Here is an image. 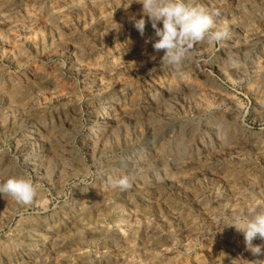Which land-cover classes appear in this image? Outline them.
<instances>
[{"label":"rangeland","instance_id":"1","mask_svg":"<svg viewBox=\"0 0 264 264\" xmlns=\"http://www.w3.org/2000/svg\"><path fill=\"white\" fill-rule=\"evenodd\" d=\"M131 2L0 0V181L30 178L38 192L30 205L0 198V264H212L213 248L224 264L256 259L224 226L264 208V156L252 145L264 141V82L255 79L264 69V0H195L219 11L211 30L227 26L230 38L196 44L180 69L160 65L164 50L147 42L155 30L147 16L143 36L136 30L141 5ZM224 124L229 139L210 160L202 149ZM240 125L252 141L239 140L238 150ZM124 175L132 187L112 192L110 179Z\"/></svg>","mask_w":264,"mask_h":264},{"label":"clouds","instance_id":"2","mask_svg":"<svg viewBox=\"0 0 264 264\" xmlns=\"http://www.w3.org/2000/svg\"><path fill=\"white\" fill-rule=\"evenodd\" d=\"M133 3L140 4L142 12V18L135 20L134 27L143 36L146 26L143 16H147L157 37L155 41L147 42H151L157 52L164 50L160 65L180 69L196 44L206 41L211 46L230 38L227 26L211 30L219 11L209 10L195 0H132L127 8ZM160 24L162 27H158ZM239 63L229 58L230 66L237 67ZM110 185L126 191L132 187V182L125 175L110 179ZM6 196L18 204L30 205L38 196L37 187L30 178L10 176L0 182V198ZM225 227L234 228L243 235L246 250L256 257L247 260L248 264H264V259H260L264 256V244L253 243L257 238L264 241V208H252L247 213L236 215Z\"/></svg>","mask_w":264,"mask_h":264},{"label":"bare ground","instance_id":"3","mask_svg":"<svg viewBox=\"0 0 264 264\" xmlns=\"http://www.w3.org/2000/svg\"><path fill=\"white\" fill-rule=\"evenodd\" d=\"M151 35H152V34H151ZM149 37H150V36H149ZM251 45H252V44H251ZM250 49H251V48H250ZM139 53H140V52H139ZM259 53H260V52H259ZM132 55H134V54H132ZM262 56H263V55H262ZM124 58H125V57H124ZM206 58H207V57H206ZM120 61H121V60H120ZM258 61H260V60H258ZM216 62H217V60H216ZM263 62H264V61H263ZM210 63H212V62H210ZM252 63H253V62H252ZM121 64H122V63H121ZM200 64H201V63H200ZM261 64H262V63H261ZM73 65H74V64H73ZM96 65H97V64H96ZM212 65H213V63H212ZM216 65H217V64H216ZM218 65H219V64H218ZM202 66H203V65H202ZM213 66H214V65H213ZM220 66H221V65H220ZM250 66H251V65H250ZM255 66H258V64L255 65ZM263 66H264V63H263ZM207 67H208V66H207ZM207 67L205 66V67H203V68H207ZM209 67H212V66H209ZM215 67H217V66H215ZM184 68H185V67H183V69H184ZM203 68H202V69H203ZM219 68H220V67H219ZM260 68H261V67H260ZM260 68L258 67L257 71H258V73H259V75H260L261 77L258 75V78H255V79H256V80L259 79V82H260V78H261V79H262L261 81L264 82V69H262V68L260 69ZM96 69H97V68H96ZM92 70H93V69H92ZM219 70H220V69H219ZM221 70H222V69H221ZM190 71H191V70H190ZM255 71H256V69H255ZM72 72H73V70H72ZM203 72H204V71H203ZM216 72H217V71H216ZM236 72H237V71H236ZM255 73H256V72H255ZM202 74H203V73H202ZM220 74H221V73H220ZM253 74H254V73H253ZM256 75H257V74H256ZM195 76L197 77V75H195ZM208 76H209V75H207V77H208ZM211 76H212V75H211ZM204 77H205V76H204ZM201 78H202V77H201ZM201 78H200V79H201ZM194 79H195V78H194ZM203 79H204V78H203ZM203 79H202V80H203ZM205 79H206V78H205ZM205 79H204V80H205ZM210 79H211V77H210ZM255 79H254V80H255ZM181 80H182V79H181ZM181 80H180V81H181ZM183 80H184V79H183ZM202 80H201V81H202ZM211 80H212V79H211ZM193 81H194V80H193ZM193 81H192V82H193ZM198 81H199V80H198ZM198 81H197V82H198ZM201 81H200V83H201ZM208 81H210V80H208ZM192 82H191V83H192ZM189 83H190V82H189ZM198 83H199V82H198ZM198 83H197V84H198ZM194 84H195V83H194ZM202 84H203V82H202ZM208 84H209V83H208ZM247 84H248V83H247ZM186 85H187V84H186ZM198 85H199V84H198ZM198 85H196L197 98H198V95H200V92L204 91V90L201 91V88H200V86L198 87ZM204 85H205V84H204ZM160 86H161V85H160ZM176 86H177V87H180V86H178V85H176ZM263 86H264V85H262V87H263ZM150 88H151V87H150ZM169 88H170V87H169ZM171 88H172V87H171ZM175 88H176V87H175ZM203 88H205V87H203ZM247 88H248V87H247ZM250 88H251V87H250ZM161 89H162V88H161ZM173 89H174V88H173ZM217 89H218V88H217ZM162 90H163V89H162ZM164 90H165V88H164ZM177 90H178V89H177ZM177 90H176V91H177ZM210 90H211V89H210ZM215 90H216V89H215ZM216 91H217V90H216ZM216 91H214V92H216ZM160 92H161V90H160ZM178 92H179V91H178ZM185 92H186V89H185ZM185 92H184V93H185ZM206 92H208V91H206ZM206 92H205V93H206ZM217 92H218V91H217ZM217 92H216V93H217ZM164 93H165V91H164ZM179 93H181V91H180ZM205 93H204V94H205ZM216 93H215V94H216ZM161 94H162V93H161ZM208 94H209V93H208ZM212 94H214V93H212ZM152 95H153V94H152ZM176 95H177V94H176ZM192 95H193V94H191V96H192ZM201 95H202V93H201ZM216 95H217V94H216ZM223 95H224V94H223ZM225 95H226V94H225ZM167 96L169 97V96H171V94H170V95H167ZM177 96H178V95H177ZM152 97H153V96H152ZM163 97H164V96H163ZM193 97L196 98V96H193ZM202 97H203V96H202ZM209 97H210V96H209ZM113 98H115V97H113ZM165 98L167 99L166 96H165ZM174 98H175V97H174ZM195 98H194V100H193L194 102L196 101ZM197 98H196V99H197ZM199 99H200V98H199ZM103 100H104V99H103ZM150 100H151V99H150ZM200 100H201V99H200ZM205 100H206V99H205ZM220 100H221V99H220ZM154 101H155V100H154ZM165 101H166V100H165ZM198 101H199V100H198ZM203 101H204V100H203ZM203 101H202V102H203ZM166 102H167V101H166ZM194 102H193V103H194ZM196 102H197V101H196ZM220 102H221V101H220ZM220 102H218V103H220ZM257 102H258V101H257ZM198 103H200V102H198ZM205 103H207V102H205ZM162 104H164V103H162ZM207 104H208V103H207ZM233 104H234V103H233ZM257 104H258V103H257ZM259 104H260V103H259ZM134 105H135V104H134ZM152 105H153V104H152ZM152 105H151V106H152ZM155 105H157V104H155ZM194 105H195V104H194ZM209 105H210V104H209ZM236 105H237V104H236ZM130 106H131V105H130ZM162 106H164V105H162ZM199 106H202V105L200 104ZM199 106H198V107H199ZM203 106H204V105H203ZM203 106H202V108H203ZM205 106H207V105L205 104ZM205 106H204V107H205ZM132 107H133V106H132ZM153 107H155V106H153ZM164 107H165V106H164ZM196 107H197V106L195 105V108H196ZM211 107H212V106H211ZM123 108H124V107H123ZM130 108H131V107H130ZM165 108H166V107H165ZM151 109H152V108H151ZM155 109H156V108H155ZM196 109H197V108H196ZM207 109H209V108H207ZM149 110H150V109H149ZM152 110H153V109H152ZM156 110H157V109H156ZM161 110H162V109H161ZM193 110H195V109H193ZM209 110H210V109H209ZM122 111H123V110H122ZM197 111H198V110H197ZM202 111H203V110H202ZM207 111H208V110H207ZM129 112H130V111H129ZM165 112H166V111H165ZM168 112H169V111H168ZM222 112H223V111H222ZM99 113H100V111H99ZM205 113H206V112H205ZM123 114H125V113H123ZM129 114H131V113H129ZM149 114H150V113H149ZM164 114H165V113H164ZM107 115H108V114H107ZM134 115H135V114H134ZM146 115H148V114H146ZM165 115H166V114H165ZM218 115H219V114H218ZM220 115H221V114H220ZM227 115H228V114H227ZM127 116H129V115L127 114ZM132 116H133V115H132ZM135 116H136V115H135ZM162 116H163V115H162ZM167 116H168V115H166L165 117H167ZM222 116H223V115H222ZM222 116H221V117H222ZM225 116H226V115H225ZM154 117H158V116H155V115H154ZM181 117H182V116H181ZM228 117H229V116H228ZM127 118H128V117H127ZM141 118H142V117H141ZM143 118H144V117H143ZM229 118H230V117H229ZM100 119H101V118H100ZM102 119H103V118H102ZM132 119H133V118H132ZM136 119H137V117H136ZM152 119H153V118H152ZM164 119H165V118H164ZM219 119H220V118H219ZM37 120H38V119H37ZM107 120H108V119H107ZM138 120H140V119H138ZM158 120H159V119H158ZM228 120H229V119H228ZM233 120H234V119H233ZM233 120H232V121H233ZM28 121H29V120H28ZM213 121H215V120H213ZM102 122H103V121H102ZM108 122H109V120H108ZM158 122H159V121H158ZM189 122H190V121H189ZM219 122H220V121H219ZM233 122H234V121H233ZM233 122H232V123H233ZM109 123H110V122H109ZM109 123H106V122H105V124H107V125H108ZM111 123H112V122H111ZM114 123H115V122H114ZM154 123H155V122H154ZM160 123H161V122H160ZM160 123H159V124H160ZM162 123H164V121H163ZM214 123H216V122H214ZM214 123H213V124H214ZM229 123H230V122H229ZM232 123H231V124H232ZM235 123H236V122H235ZM101 124H102V123H101ZM136 124H137V123H136ZM145 124H146V123H145ZM147 124H149V123H147ZM159 124H158V127H159ZM207 124H208V123H207ZM207 124H206V125H207ZM243 124H244V123H243ZM103 125H104V124H102V126H103ZM137 125H138V124H137ZM160 125L162 126V124H160ZM211 125H212V124H211ZM214 125H215V124H214ZM214 125H213L212 127H214ZM235 125H236V124H235ZM97 126H98V125H97ZM109 126H110V125H109ZM149 126H151V125H149ZM152 126H153V124H152ZM154 126H155V125H154ZM156 126H157V125H156ZM219 126H220V124L218 125V127H219ZM231 126H232V125H231ZM231 126L228 127V126H226V125L224 124V126H222V129H220V130H218V128L215 129V130H217V131H214V133H215L214 136H215L216 142H212L210 145H208L207 147H205L204 149H202L203 152H204V155H206L207 157L210 155L213 159H214L215 155L218 156V155L220 154V156H221V153H219L220 151H219V152H216V151L214 150V147L222 142L223 138H225V137L227 136V134H226L227 132L230 133V127H231ZM233 126H234V123H233ZM26 127H27V126H26ZM59 127H60V126H59ZM59 127H57V128H59ZM98 127H99V126H98ZM146 127H147V126H146ZM197 127H198V126H197ZM208 127H209V125H208ZM242 127H243L242 125H240V126L238 127V128L240 129V134H241V136L239 137L240 139L238 138V140H236V137H235V136H232V138H233V137L235 138V139L233 138V139L235 140V141H234V144H235V146H236V149H238V150H239V148H238L237 146H240V143L242 144V143L244 142V141L239 142V140L246 139L247 141H250V142L252 141V140H251V137H250L249 135L245 134L244 129H243L244 127H243V128H242ZM34 128H35V127H34ZM53 128H54V127H53ZM57 128H56V129H57ZM114 128H115V127H114ZM179 128H180V127H179ZM179 128H178V129H179ZM204 128H205V127H204ZM209 128H211V127H209ZM54 129H55V128H54ZM98 129H99V128H98ZM103 129H104V128H103ZM107 129H108V128H107ZM110 129H111V128H110ZM115 129H116V128H115ZM160 129H162V128H160ZM193 129H194V128H193ZM234 129H237V128L234 127ZM34 130H35V129H34ZM101 130H102V129H101ZM156 130H157V129H156ZM203 130H204V129H203ZM206 130H207V129H206ZM111 131H112V130H111ZM111 131H110V134H111ZM115 131H116V130H115ZM173 131H174V130H173ZM180 131H181V130H180ZM223 131L226 132L225 135H224V133H223L224 136H222V134L220 133V132H223ZM233 131L235 132V130H233ZM24 132H25V131H24ZM51 132H52V131H51ZM89 132H90V131H89ZM157 132H158V131H157ZM177 132H178V131H177ZM187 132H188V131H187ZM49 133H50V132H49ZM53 133H54V132H53ZM97 133H98V132H97ZM101 133H102V132H101ZM104 133H105V132H104ZM104 133H102V134H104ZM149 133L155 135V133L153 132V130H149ZM188 133H189V132H188ZM210 133H211V132H210ZM212 133H213V132H212ZM31 134H32V133H31ZM56 134H57V133H56ZM123 134H124V133H123ZM142 134H143V133H142ZM180 134H182V132H181ZM236 134H237V133H236ZM52 135H54V134H52ZM95 135H96V134H95ZM99 135H100V134H99ZM105 135H106V134H105ZM105 135H104V136H105ZM111 135H112V134H111ZM113 135H114V134H113ZM154 135H153V136H154ZM178 135H179V133H178ZM199 135H200V134H199ZM237 135H238V134H237ZM43 136H44V135H43ZM109 136H110V135H109ZM147 136H148V135H147ZM176 136H177V135H176ZM209 136H210V135H209ZM214 136H213V137H214ZM253 136H254V135H253ZM39 137H40V136H39ZM48 137H49V136H48ZM88 137H89V136H88ZM90 137H91V134H90ZM105 137H106V136H105ZM116 137H117V135H116ZM125 137H126V136H125ZM149 137H150V136H149ZM161 137H162V136H161ZM184 137H185V135H184ZM194 137H195V136H194ZM198 137H199V136H198ZM227 137H228V136H227ZM230 137H231V136H230ZM237 137H238V136H237ZM54 138H55V137H54ZM56 138H57V137H56ZM94 138H95V137H94ZM106 138H107V137H106ZM112 138H113V137H112ZM152 138H153V137H152ZM152 138H151V139H152ZM168 138H169V137H168ZM173 138H174V137H173ZM204 138H205V137H204ZM261 138H262V137H261ZM263 138H264V137H263ZM95 139L97 140V138H95ZM103 139H104V137H103ZM116 139H117V138H116ZM134 139H135V138H134ZM169 139H170V138H169ZM213 139H214V138H213ZM213 139H212V141H214ZM225 139H229V138H225ZM230 139H231V138H230ZM255 139H257V140H255ZM255 139H253V141H252V143H254V144H252V145L256 148L255 151H256V152L258 151V153H260L261 155L264 156V141H263L262 139H260L259 137H258V138H255ZM48 140H49V139H48ZM50 140H51V139H50ZM50 140H49V142H50ZM87 140H88V139H87ZM100 140H101V139H100ZM107 140H108V139H107ZM113 140H114V139H113ZM156 140H157V139H156ZM174 140H175V139H174ZM200 140H201V139H200ZM200 140H199V141H200ZM210 140H211V139H210ZM231 140H232V139H231ZM21 141H22V140H21ZM28 141H29V140H28ZM54 141H55V140H54ZM91 141H92V140H91ZM97 141H98V140H97ZM105 141H106V140H105ZM151 141H152V140H151ZM175 141H177V140H175ZM178 141H179V140H178ZM191 141H192V139H191ZM225 141H226V143H227V140H225ZM98 142H99V141H98ZM100 142L102 143L103 141H100ZM114 142H115V141H114ZM116 142H117V141H116ZM156 142H158V141H156ZM223 142H224V141H223ZM18 143H19V142H18ZM57 143H58V142H57ZM57 143L55 142L54 144H57ZM89 143H90V142H89ZM145 143H146V142H145ZM150 143H151V142H150ZM209 143H210V142H209ZM231 143H232V142H231ZM19 144H20V143H19ZM29 144H30V143H29ZM111 144H112V143H111ZM115 144H116V143H115ZM123 144H124V143H123ZM165 144H166V143H165ZM174 144H175V143H174ZM200 144H201V143H200ZM203 144H204V142H203ZM206 144H207V143H206ZM224 144H225V143H224ZM224 144H222V147H223ZM244 144H245V143H244ZM246 144H247V143H246ZM37 145H38V144H37ZM51 145H52V144L50 143V146H51ZM98 145H99V144H98ZM103 145H104V142L102 143V147H103ZM105 145H106V142H105ZM135 145H137V144H135ZM151 145H152V144H151ZM162 145H163V144H162ZM196 145H197V144H196ZM198 145H199V144H198ZM242 145H243V144H242ZM242 145H241V146H242ZM26 146H27V145H26ZM39 146H40V145H39ZM92 146H93V145H92ZM123 146H124V145H123ZM137 146H138V145H137ZM154 146H155V145H154ZM165 146H167V145H165ZM165 146H163V148H164ZM180 146H181V145H180ZM190 146H191V145H190ZM226 146L228 147V145H226ZM230 146H232V145L230 144ZM230 146H229V147H230ZM235 146H233V147H235ZM246 146H249V145H246ZM253 146H252V147H253ZM23 147H24V146H23ZM99 147H100V145H99ZM156 147H157V146H156ZM174 147H175V146H174ZM184 147H185V146H184ZM200 147H201V146H200ZM224 147H225V146H224ZM242 147H243V146H242ZM54 148H55V147H54ZM56 148H57V147H56ZM94 148H95V147H94ZM158 148H159V147H158ZM170 148H171V147H170ZM170 148H169V149H170ZM178 148H179V146H178ZM196 148H197V147H196ZM220 148H221V147H220ZM250 148H251V146H250ZM255 148H254V149H255ZM21 149H22V148H21ZM29 149H30V148H29ZM51 149H52V148H51ZM186 149H187V148H186ZM191 149H192V146H191V148H190L189 150H191ZM221 149H223V148H221ZM221 149H220V150H221ZM225 149H226V147H225ZM227 149H229V148H227ZM227 149H226V150H227ZM233 149H234V148H232V150H233ZM241 149H242V148H241ZM246 149H247V148H246ZM252 149H253V148H252ZM254 149H253V150H254ZM23 150H24V149H23ZM25 150H26V149H25ZM39 150H40V149H39ZM56 150H58V149H56ZM154 150H155V149H154ZM165 150H168V149H165ZM179 150H180V149H179ZM192 150H193V149H192ZM195 150H196V149H195ZM195 150H194V152H195ZM223 150H224V149H223ZM226 150H225V151H226ZM229 150H230V149H229ZM238 150H237V151H238ZM248 150H249V149H248ZM26 151H28V149H27ZM29 151H32V150H29ZM34 151H35V150H34ZM52 151H53V149H52ZM58 151H59V150H58ZM150 151H151V150H150ZM152 151H153V150H152ZM173 151H175V150H173ZM176 151H177V150H176ZM184 151H185V150H184ZM198 151H199V150H198ZM214 151H215V152H214ZM217 151H218V150H217ZM240 151H241V150H240ZM242 151H243V149H242ZM48 152H49V151H48ZM136 152H137V151H136ZM139 152H141V151L139 150ZM155 152H156V151H155ZM180 152H182V151L180 150ZM223 152H224V151H223ZM233 152H234V151H233ZM34 153H35V152H34ZM162 153H163V152H162ZM165 153H166V152H165ZM170 153H171V152H170ZM187 153H188V152H187ZM189 153L191 154V152H189ZM28 154H29V153H28ZM40 154H41V153H40ZM58 154H59V153H58ZM58 154H57V155H58ZM62 154H64V152H63ZM129 154H130V153H129ZM153 154H154V153H153ZM155 154H156V153H155ZM173 154H174V153H173ZM177 154H178V153H177ZM180 154H181V153H180ZM194 154H195V153H194ZM225 154H226V153H224V155H225ZM228 154H229V152H228ZM228 154H227V155H228ZM231 154H232V153H231ZM231 154H230V155H231ZM17 155H18V154H17ZM54 155H56V153H55ZM64 155H65V154H64ZM157 155H158V153H157ZM169 155H170L169 157H171L172 154H169ZM202 155H203V154H202ZM224 155H222V156L224 157ZM233 155H234V153H233ZM27 156H28V155H27ZM116 156H117V155H116ZM182 156H183V155H182ZM206 156H205V157H206ZM217 156H216V159H218ZM263 156H261V157H263ZM43 157H44V156H43ZM53 157H55V156H53ZM53 157H52V158H53ZM57 157H58V156H56V158H57ZM66 157H67V156H66ZM133 157H134V156H133ZM141 157H142V156H141ZM153 157H154V156H153ZM153 157H152V158H153ZM156 157H157V156H155L154 158H156ZM184 157H185V156H184ZM207 157L205 158L206 161H207L208 158L210 159V157H208V158H207ZM225 157H226V156H225ZM56 158H55V159H56ZM59 158H61V157H59ZM63 158H64V157H63ZM63 158H61V159H63ZM129 158H130V157H129ZM152 158H151V159H152ZM164 158H165V157H164ZM172 158H174V157H172ZM172 158H171V159H172ZM192 158H193V156H192ZM57 159H58V158H57ZM131 159H132V157L130 158V160H131ZM138 159H139V158H138ZM157 159H158V158H157ZM166 159H167V158H166ZM168 159H169V158H168ZM171 159L169 160V163H170ZM185 159H186V157H185ZM187 159H188V158H187ZM205 159H204V160H205ZM219 159H220V157H219ZM228 159H229V158H228ZM234 159H235V158H234ZM132 160H133V159H132ZM153 160H154V159H153ZM173 160H174V159H173ZM195 160H197V159H195ZM199 160H200V159H199ZM202 160H203V159H202ZM210 160H211V159H210ZM214 160H215V159H214ZM50 161H51V160H50ZM50 161H49V162H50ZM53 161H54V160H53ZM55 161H56V160H55ZM63 161H64V160H63ZM63 161L61 160V162H63ZM143 161H144V160H143ZM161 161H163V160H162V157H161ZM187 161H188V160H187ZM189 161H190V160H189ZM49 162L45 163V164H47L48 167H50V164L48 165ZM56 162H57V161H56ZM110 162H111V161H110ZM131 162H132V161H131ZM133 162H134V161H133ZM135 162H136V161H135ZM135 162H134V163H135ZM138 162H139V161H138ZM152 162H153V161H152ZM185 162H186V160L183 161V163H185ZM203 162H204V161H203ZM52 163H53V162H52ZM58 163H59V162H58ZM127 163H128V162H127ZM142 163H143V162H142ZM135 164H136V163H135ZM159 164H160V161H159ZM161 164H162V163H161ZM170 164H171V163H170ZM175 164H176V163H175ZM178 164H179V162L177 163V165H178ZM180 164H181V163H180ZM180 164H179V165H180ZM188 164H189V163L187 162V165H188ZM192 164H193V163H192ZM197 164H198V163H197ZM209 164H210V163H209ZM248 164H249V163H248ZM30 165H31V163H30ZM39 165H41V164H39ZM129 165H130V164H129ZM132 165H134V164H132ZM139 165H140V163H139ZM164 165H165V161H164ZM179 165H178V166H179ZM181 165H182V164H181ZM185 165H186V164H185ZM213 165H214V164H213ZM240 165H242V164H240ZM246 165H247V163H246ZM250 165H252V164L250 163ZM250 165H249V167H250ZM11 166H12V165H11ZM35 166H36V165H35ZM42 166H43V165H42ZM68 166H69V165H68ZM158 166H159V165H158ZM161 166H162V165H161ZM174 166H175V165H174ZM189 166H190V165H189ZM219 166H220V165H219ZM4 167H5V166H4ZM36 167H37V166H36ZM56 167H57V166H56ZM163 167H164V166H163ZM175 167H176V166H175ZM198 167H199V166H198ZM214 167H215V166H214ZM239 167H240V166H239ZM243 167H244V166H243ZM243 167H242V168H243ZM254 167H255V166H254ZM45 168H46V166H45ZM51 168H52V167H51ZM63 168H64V167H63ZM147 168H148V167H147ZM166 168H167V167H166ZM188 168H189V167H188ZM194 168H195V167H194ZM207 168H208V167H207ZM212 168H213V167H212ZM221 168H222V167H221ZM233 168H234V167H233ZM244 168H245V167H244ZM247 168H248V167H247ZM250 168H251V167H250ZM7 169H8V168H7ZM7 169H4V170H7ZM36 169H37V168H36ZM43 169H44V168H43ZM52 169H53V168H52ZM131 169H132V168H131ZM142 169H143V168H142ZM157 169H158V168H157ZM178 169H179V168H178ZM205 169H206V168H205ZM205 169H204V170H205ZM208 169H209V168H208ZM213 169H214V168H213ZM216 169H217V168H216ZM226 169H227V168H226ZM230 169H231V168H230ZM234 169H235V168H234ZM240 169H241V168H240ZM245 169H246V168H245ZM251 169H252V168H251ZM253 169H255V168H253ZM253 169H252V171H254ZM1 170H2V169H1ZM1 170H0V171H1ZM55 170H56V169H55ZM64 170H65V169H64ZM158 170H159V169H158ZM166 170H167V169H166ZM201 170H202V169H201ZM206 170H207V169H206ZM209 170H210V169H209ZM218 170H219V169H218ZM249 170H250V169H249ZM255 170H257V169H255ZM258 170H259V168H258ZM258 170H257V171H258ZM48 171H49V170H48ZM58 171H59V170H58ZM66 171H67V170H66ZM196 171H197V169H196ZM202 171H203V170H202ZM202 171H201V172H202ZM220 171H221V170H220ZM236 171H237V170H236ZM240 171H241V170H240ZM246 171H247V170H246ZM260 171H261V170H260ZM260 171H259V172H260ZM263 171H264V170H263ZM3 172H4V171H3ZM3 172L1 171V173H3ZM13 172H14V171H13ZM36 172H37V171H36ZM39 172H40V169H39ZM43 172H44V171H43ZM51 172H52V171H51ZM142 172H143V171H142ZM155 172H156V171H155ZM203 172H205V171H203ZM211 172H212V171H210V173H211ZM226 172H228V171H226ZM247 172H248V171H247ZM247 172H246V173H247ZM255 172H256V171H255ZM259 172H258V173H259ZM1 173H0V174H1ZM4 173H6V171H5ZM62 173H63V172H62ZM131 173H132V172H131ZM207 173H208V172H207ZM207 173H206V174H207ZM210 173H209V174H210ZM213 173H214V172H213ZM219 173H220V172H219ZM232 173H233V172H232ZM241 173H242V172H241ZM263 173H264V172H263ZM16 174H17V173H16ZM37 174H38V173H37ZM50 174H51V173H50ZM52 174H53V173H52ZM110 174H111V173H110ZM217 174H218V173H217ZM242 174H243V173H242ZM247 174H248V173H247ZM259 174H260V173H259ZM12 175H13V174H12ZM40 175H41V174H40ZM60 175H61V172H60ZM60 175H59V176H60ZM62 175H63V174H62ZM113 175H114V174H113ZM161 175H162V174H161ZM210 175H212V174H210ZM210 175H209V176H210ZM213 175H214V174H213ZM226 175H227V174H226ZM231 175H232V174H231ZM237 175H238V173H237ZM239 175H240V173H239ZM244 175H245V173H244ZM249 175H250V174H249ZM249 175H248V176H249ZM251 175L253 176V174H251ZM2 176H3V175H1V178H2ZM10 176H11V174H10ZM124 176H125V175H124ZM138 176H139V175H138ZM140 176H141V175H140ZM140 176H139V177H140ZM216 176H217V175H216ZM220 176H221V174H220ZM228 176H229V175H228ZM245 176H246V175H245ZM255 176H256V175H255ZM262 176H263V175H262ZM55 177H56V176H55ZM139 177H138V180H141V179H139ZM177 177H178V176H177ZM223 177H225V176H223ZM226 177H227V176H226ZM226 177H225V178H226ZM256 177H257V176H256ZM59 178H60V177H59ZM219 178H221V177H219ZM239 178H240V177H239ZM247 178H248V177H247ZM260 178H261V177H260ZM262 178H263V177H262ZM262 178H261V180H262ZM248 179H249V178H248ZM254 179H255V178H254ZM43 180H44V179H43ZM263 180H264V179H263ZM3 181H4V179H3ZM169 181H170V180H169ZM171 181H172V179H171ZM176 181H177V179H176ZM250 181H251V180H250ZM0 182H1V181H0ZM172 182H173V181H172ZM104 183H105V182H104ZM106 183H107V182H106ZM133 183H134V182H133ZM168 183H169V182H168ZM177 183H179V181H178ZM139 184H140V183H139ZM156 184H157V183H156ZM146 186H147V184H146ZM149 186H150V185H149ZM133 187H134V186H133ZM145 188H146V187H145ZM136 189H138V188H136ZM136 189H135V190H136ZM149 189H150V187H149ZM111 190H112V192H113V188H112ZM131 190H132V189H131ZM138 190H139V189H138ZM142 190H143V189H142ZM155 190H156L155 192L158 191L157 189H155ZM106 191H107V190H106ZM116 191H117V190H116ZM116 191H115V192H116ZM123 192H124V191H123ZM142 192H143V191H142ZM159 192H160V191H159ZM108 193H109V192H108ZM95 194H96V193H95ZM111 194H112V193H111ZM150 194H152V193H150ZM154 194H156V193H154ZM154 194H152V195L154 196ZM158 194H159V193H158ZM97 195H99V194H97ZM147 195H148V194H147ZM89 196H90V194H89ZM100 196H101V195H100ZM125 196H126V194H125ZM127 196H128V195H127ZM139 196H140V195H139ZM142 196H143V195H142ZM142 196H141V197H142ZM161 196H163V195H161ZM161 196H160V197H161ZM81 197H82V196H81ZM95 197H96V196H95ZM121 197H122V196H121ZM6 198H7V196H6ZM91 198H92V197H91ZM93 198H94V197H93ZM98 198H99V197H98ZM102 198H103V197H102ZM155 198H156V197H155ZM7 199H8V198H7ZM7 199H6V200H7ZM83 199H84V197H83ZM99 199H100V198H99ZM104 199H105V198H104ZM104 199H103V200H104ZM88 200H89V199H88ZM90 200H91V199H90ZM106 200H107V199H106ZM160 200H162V199H159V201H160ZM2 201H3V199H2ZM91 201H92V200H91ZM149 201H150V200H149ZM157 201H158V200H157ZM165 201H166V200H165ZM84 202H85V201H84ZM86 202H87V201H86ZM88 202H89V201H88ZM98 202H100V201H98ZM101 202H102V200H101ZM104 202H105V201H104ZM106 202H107V201H106ZM106 202H105V203H106ZM140 202H141V201H140ZM151 202H152V200H151ZM0 203H1V202H0ZM9 203H10V202H9ZM11 203H12V202H11ZM76 203H77V202H76ZM105 203H104V205H105ZM155 203H156V202H155ZM2 204H3V202H2ZM5 204H6V202H5ZM7 204H8V203H7ZM83 204H84V203H83ZM145 204H146V203H145ZM148 204H149V203H148ZM148 204H147V205H148ZM150 204H151V203H150ZM166 204H167V203H166ZM166 204H165V205H166ZM102 205H103V203H102ZM161 205H162V204H161ZM81 206H82V205H81ZM95 206H96V205H95ZM166 206L168 207V204H167ZM170 206H171V204H170ZM178 206H179V205H178ZM84 207H85V206H84ZM172 207H173V206H172ZM180 207H181V206H180ZM80 208H81V207H80ZM85 208H86V207H85ZM174 208H175V207H174ZM174 208H173V210H174ZM171 209H172V208H171ZM176 211H177V210H176ZM176 211H175V212H176ZM181 211H182V210H181ZM181 211H180V212H181ZM182 212H183V211H182ZM171 213H172V212H171ZM178 213H179V212H178ZM180 216H182V214H181ZM188 216H189V215H188ZM171 217H172V216H171ZM183 217H184V215H183ZM183 217H182V218H183ZM178 218H179V217H178ZM180 218H181V217H180ZM182 218H181V219H182ZM186 218H187V217H186ZM78 219H79V218H78ZM171 219H172V218H171ZM174 219H175V218H174ZM176 220H177V219H176ZM178 220H180V219H178ZM184 220H185V219H184ZM187 225H188V224H187ZM135 230H136V229H135ZM155 236H156V235H155ZM125 238H126V237H125ZM121 239H122V238H121ZM127 243H128V242H127ZM219 245H220V244H219ZM222 245H223V244H222ZM227 246H228V244H227ZM215 247H216V246H215ZM228 247H229V246H228ZM206 248H207V247H206ZM211 248H212V247H211ZM221 248H224V247H220V249H221ZM214 249H215V248H213V250H214ZM220 249H219V250H220ZM32 250H33V249H32ZM213 250H209L208 253H207V254H208V257H207V258H209V261H211L212 264H224L223 262H225V261H223V259L221 258V257H222V256H220L221 253H219L218 251H213ZM221 250H222V249H221ZM226 250H227V249H226ZM232 251H233V250H232ZM29 253H30V252H29ZM235 254H237V253H235ZM204 255H206V254H204ZM221 255H222V254H221ZM237 255H238V254H237ZM201 256H202V255H201ZM228 256H229V255H228ZM231 256H232V255H231ZM233 256H234V255H233ZM107 258H108V257H107ZM109 258H110V257H109ZM199 258H200V257H199ZM199 258H198V259H199ZM228 258L231 259L230 256H229ZM239 258H240V257H239ZM100 259H101V258H100ZM104 259H105V258H104ZM168 259H169V258H168ZM195 259H196V258H195ZM198 259H196V260H198ZM203 259H204V258H203ZM237 259H238V258H237ZM173 260H174V258H173ZM199 260H201V259H199ZM204 260H205V259H204ZM227 260H228V259H227ZM104 261H105V260H104ZM193 261H194V259H193ZM205 261H206V260H205ZM230 261H231V260H230ZM109 262H110V261H109ZM171 262H172V261H171ZM178 262H179V261H178ZM188 262H189V261H188ZM207 262H208V259H207ZM228 262H229V261H228ZM242 262H243V260H242ZM110 263H111V262H110ZM167 263H168V262H167ZM174 263H175V262H174ZM205 263H206V262H205ZM234 263H235V262H234ZM238 263H239V262H238ZM171 264H172V263H171ZM183 264H184V263H183ZM193 264H204V263H202L201 261H195ZM232 264H233V263H232ZM242 264H243V263H242Z\"/></svg>","mask_w":264,"mask_h":264}]
</instances>
